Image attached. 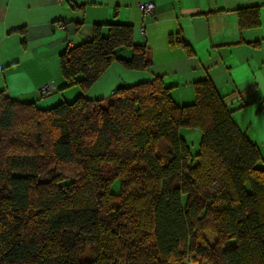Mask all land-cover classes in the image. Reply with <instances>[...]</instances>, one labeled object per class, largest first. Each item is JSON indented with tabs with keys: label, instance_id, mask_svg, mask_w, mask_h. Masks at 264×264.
<instances>
[{
	"label": "trees",
	"instance_id": "1",
	"mask_svg": "<svg viewBox=\"0 0 264 264\" xmlns=\"http://www.w3.org/2000/svg\"><path fill=\"white\" fill-rule=\"evenodd\" d=\"M132 36L95 25L59 58L66 87L147 70ZM193 94L178 106L155 77L40 110L0 92V264H264V159L209 80Z\"/></svg>",
	"mask_w": 264,
	"mask_h": 264
},
{
	"label": "crops",
	"instance_id": "2",
	"mask_svg": "<svg viewBox=\"0 0 264 264\" xmlns=\"http://www.w3.org/2000/svg\"><path fill=\"white\" fill-rule=\"evenodd\" d=\"M145 3L154 5L151 16L143 15ZM241 11L245 20L255 13L258 24L242 29ZM114 23L132 27L151 66L128 71L114 63L86 93L66 87L59 58L68 45L88 41L95 25ZM155 77L178 106L191 105L193 85L209 80L264 159V0H0V92L19 103L49 110L82 95L106 101L120 86ZM44 85L50 95L39 94ZM179 134L187 143L189 134L201 138L197 130Z\"/></svg>",
	"mask_w": 264,
	"mask_h": 264
},
{
	"label": "built area",
	"instance_id": "3",
	"mask_svg": "<svg viewBox=\"0 0 264 264\" xmlns=\"http://www.w3.org/2000/svg\"><path fill=\"white\" fill-rule=\"evenodd\" d=\"M141 10H142L144 16H151L153 14L154 5H153V3H145V4H142L141 5ZM139 30H140V33L141 34H144V32H145L144 26H141L139 28ZM71 48H72L71 45H68L67 50H69ZM51 91H52V89H51V86L50 85H44L43 87H41L39 89V94L41 96H47V95H50L51 94Z\"/></svg>",
	"mask_w": 264,
	"mask_h": 264
},
{
	"label": "rangeland",
	"instance_id": "4",
	"mask_svg": "<svg viewBox=\"0 0 264 264\" xmlns=\"http://www.w3.org/2000/svg\"><path fill=\"white\" fill-rule=\"evenodd\" d=\"M190 133H196V132H190ZM197 137L196 136H190L189 134V142H188V145L191 146V149H192V153L194 154L196 151H197V147H198V144H199V141L197 142ZM206 241L208 242V244L210 246H214L215 243H216V237L215 236H211V235H206Z\"/></svg>",
	"mask_w": 264,
	"mask_h": 264
}]
</instances>
